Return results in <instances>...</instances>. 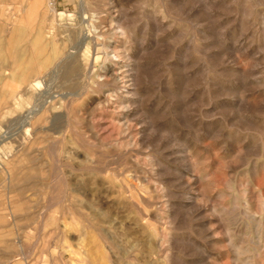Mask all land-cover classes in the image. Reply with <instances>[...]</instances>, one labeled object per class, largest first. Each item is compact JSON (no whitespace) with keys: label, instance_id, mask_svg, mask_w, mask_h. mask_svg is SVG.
Returning <instances> with one entry per match:
<instances>
[{"label":"rangeland","instance_id":"374dc122","mask_svg":"<svg viewBox=\"0 0 264 264\" xmlns=\"http://www.w3.org/2000/svg\"><path fill=\"white\" fill-rule=\"evenodd\" d=\"M86 1L0 0V264H236L210 208L240 217L227 183L259 160L264 0ZM84 33L136 64L130 120Z\"/></svg>","mask_w":264,"mask_h":264},{"label":"bare ground","instance_id":"6f19581e","mask_svg":"<svg viewBox=\"0 0 264 264\" xmlns=\"http://www.w3.org/2000/svg\"><path fill=\"white\" fill-rule=\"evenodd\" d=\"M42 1V0H39ZM79 1V0H78ZM113 1V0H112ZM112 1H110L112 3ZM45 2V1H44ZM109 2V3H110ZM114 2V1H113ZM251 2V1H250ZM51 3V2H49ZM45 4V3H44ZM80 6L84 5V6H88L87 1L86 0H80L79 2ZM114 3H112L113 5ZM107 5V3L105 4ZM252 5V3H251ZM253 6V5H252ZM83 8V7H82ZM104 8V7H103ZM107 8V6L105 7ZM112 8H115V6H112ZM111 8V9H112ZM84 9V8H83ZM102 9V8H100ZM110 9V10H111ZM252 8H250L251 10ZM103 10V9H102ZM249 10L246 9V11ZM249 10V11H250ZM104 11V10H103ZM108 11V10H107ZM252 11V10H251ZM250 11V12H251ZM102 12V11H101ZM109 12V11H108ZM125 12V11H124ZM108 14V13H107ZM264 14V13H263ZM245 15H248V12ZM250 15V14H249ZM251 16V15H250ZM249 19V18H248ZM255 19V18H253ZM123 21V20H122ZM121 21V23H123ZM248 21V20H246ZM249 22V21H248ZM86 23V22H85ZM120 23V24H121ZM264 23V22H263ZM119 24V25H120ZM129 24V23H128ZM127 24V27H128ZM247 24V23H245ZM249 24V23H248ZM122 26V24L120 25ZM119 26V27H120ZM92 27V26H91ZM90 27V28H91ZM118 27V24H117ZM124 27V26H123ZM123 27H121V30L123 29ZM130 27V26H129ZM95 28V27H92ZM85 29V28H84ZM100 29V28H99ZM119 29V28H118ZM93 30V29H92ZM98 30V29H97ZM96 30V31H97ZM84 31V30H83ZM128 33V31H127ZM126 31H125V35H127ZM86 34V33H84ZM123 34V32H122ZM121 34V35H122ZM100 35V34H99ZM103 34H101L100 36H102ZM124 35V34H123ZM122 35V36H123ZM124 35V36H125ZM84 43L88 44L87 45V55H88V65H90V63L92 64L93 60L96 59L95 55H99L100 52L104 53V57L105 58H110L108 60H112L114 62L111 61V65L109 64L108 66L105 67V73L110 75V77H112V79L117 80V79H122V81L125 84L126 88V95H125V100L124 101H120V105L118 106V108H121L122 110L125 109V112L123 113V116H125V118L129 117V109H130V98L134 96V93H132V90L130 89L131 86L134 85L135 83V72H136V64H131L128 62V60H125V56L120 54L121 52L117 51L119 49H117V47H114V52L113 54L109 53L112 52L110 51L111 49L109 48V44H106L104 42L99 41V39H96V37L92 34H86V36H84ZM127 38V37H126ZM124 37V39H126ZM82 40V38H81ZM126 40H124L125 42ZM95 42V43H94ZM96 44L95 48H93V52L89 53L91 51V45ZM125 44V43H124ZM98 45L103 46L102 48L97 47ZM117 46V45H116ZM125 46V45H124ZM128 53V52H127ZM130 54V53H129ZM103 57V58H104ZM101 58V57H99ZM98 58V59H99ZM122 58V59H121ZM131 58V57H130ZM129 59V58H128ZM105 60V59H104ZM140 60V59H139ZM116 61V62H115ZM130 61V60H129ZM134 61V60H132ZM98 62V61H97ZM136 62V61H134ZM102 63V61L100 62ZM108 63V62H107ZM120 64L121 67L125 68L123 69L122 77H120V75H118V73L115 71V66ZM139 64V63H138ZM70 65V64H69ZM93 66V65H92ZM102 67V66H101ZM140 67V66H139ZM72 68V67H71ZM68 69V68H67ZM72 70H74V68H72ZM76 70V69H75ZM103 70V69H101ZM84 71V70H83ZM104 72V71H102ZM81 74V73H80ZM98 74V73H97ZM79 75V73H78ZM107 75V76H108ZM103 76V75H102ZM105 77V76H104ZM98 78V77H97ZM96 78V79H97ZM101 78V77H100ZM103 78V77H102ZM96 79H93L94 81L97 82ZM106 79V77H105ZM34 80V79H33ZM100 80V79H99ZM101 81V80H100ZM131 81V82H130ZM134 82V83H133ZM101 83V82H100ZM135 87V86H134ZM123 95V94H122ZM258 98V97H257ZM122 99V98H121ZM251 99V98H250ZM253 100V99H252ZM255 102V101H254ZM129 103V104H128ZM261 107L262 105L260 103L255 102V104L251 103L249 100L245 99L244 102V107H243V111L242 114L240 115V118L243 119V122L245 121V128L247 130H251L255 129L257 131H259L261 133L260 135V139L262 141H260V143H258V145L256 146L258 149V153H259V160H253L256 161L254 163L253 168L251 169L250 172H248V178L245 179L246 181L244 182L242 188L238 187V185H236L235 183L230 182L229 184L227 183V187L229 189L228 194L231 195L230 197H232L236 202L237 201H242L241 205L242 208L240 211V217H235V215L231 214V211L224 206H221V203H219V205H212V207L210 208L211 213L214 214L215 216H217L221 221H223L224 227L226 228V234L228 235V239H229V246L231 251L234 254L233 260L235 261L236 264H258L257 262V258L258 256H262L264 253V182L263 179H261L262 181H258L257 178L256 179V175L259 174V170L261 168L264 169V131L262 129V125L264 124L262 121V124L259 121V117H257V114H259L261 112ZM263 113V112H261ZM129 119V118H128ZM127 119V120H128ZM130 120V119H129ZM264 120V119H263ZM129 122V121H128ZM124 125L128 124V123H123ZM243 125V124H242ZM243 126V127H244ZM127 127V126H125ZM244 128V130H246ZM159 129V128H158ZM124 130V129H123ZM127 131V130H126ZM248 132V131H247ZM250 132V133H251ZM255 132V131H254ZM248 134V133H247ZM259 134V133H258ZM249 136V135H248ZM259 137V136H258ZM247 139V138H246ZM259 142V141H258ZM254 144V143H253ZM244 145V144H243ZM255 147V148H256ZM254 148V149H255ZM256 151V150H255ZM241 152V151H240ZM256 153V154H258ZM242 154V153H241ZM246 155V154H245ZM244 156V155H243ZM246 159V158H245ZM244 159V160H245ZM197 160V159H195ZM252 160V159H251ZM191 161V160H189ZM193 162V161H192ZM245 162H247L245 160ZM243 163V162H242ZM234 164V163H233ZM236 164V163H235ZM195 165V164H194ZM199 165V164H197ZM249 165V164H248ZM253 165V164H252ZM196 166V165H195ZM190 167L193 168L192 164H190ZM198 167V166H197ZM235 168V167H234ZM196 169V167H195ZM198 169V168H197ZM200 172V171H199ZM262 172V171H261ZM260 172V173H261ZM262 175H264L262 173ZM199 177V176H196ZM246 177V176H245ZM263 177V176H261ZM199 179V178H197ZM193 185V184H192ZM204 186V185H203ZM201 187V186H200ZM236 191H239L240 196L237 195ZM202 196H205L202 194ZM208 196V195H207ZM191 198V197H190ZM205 198V197H204ZM203 198V199H204ZM195 199V198H194ZM193 199V200H194ZM198 199V198H197ZM202 199V198H201ZM258 200L256 206H254L253 202H255V200ZM204 202V201H202ZM208 202V201H207ZM235 202V203H236ZM196 203V202H195ZM198 203V202H197ZM199 204V203H198ZM201 204V203H200ZM236 205V204H235ZM200 206V207H199ZM198 209H200L201 207H203L202 205H199ZM238 206V205H236ZM197 208V207H196ZM237 208V207H236ZM196 211V210H195ZM198 212V211H197ZM260 214V216H259ZM213 215V216H214ZM220 221V222H221ZM176 222V221H175ZM147 223V222H146ZM150 223V222H149ZM163 225V224H162ZM172 225V223H171ZM173 225H174V221H173ZM149 227L150 233H151V237H152V242L154 243V254L158 255L159 257L164 256V252L166 251L164 249V246L167 242H169L171 240V236L168 235V233H165L164 230L161 227V224L157 223H150L147 225ZM224 228V229H225ZM167 231V230H165ZM173 241V240H172ZM172 245V244H171ZM115 246V245H114ZM264 256V255H263ZM165 259L167 260V258L165 257ZM138 260V259H137ZM262 260V259H261ZM264 260V259H263ZM168 261V260H167ZM166 261V262H167ZM172 261V260H171ZM261 263V262H260ZM127 264V263H126ZM177 264V263H176Z\"/></svg>","mask_w":264,"mask_h":264}]
</instances>
